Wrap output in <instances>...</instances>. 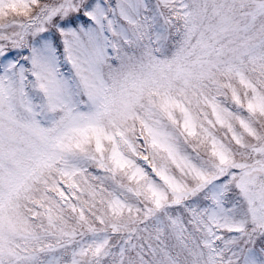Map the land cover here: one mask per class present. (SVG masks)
Here are the masks:
<instances>
[{
	"label": "snow or ice",
	"instance_id": "6c2138e0",
	"mask_svg": "<svg viewBox=\"0 0 264 264\" xmlns=\"http://www.w3.org/2000/svg\"><path fill=\"white\" fill-rule=\"evenodd\" d=\"M0 264H264V0H0Z\"/></svg>",
	"mask_w": 264,
	"mask_h": 264
}]
</instances>
